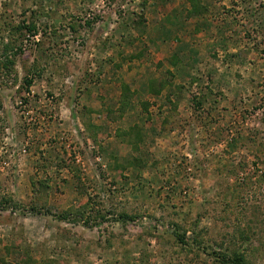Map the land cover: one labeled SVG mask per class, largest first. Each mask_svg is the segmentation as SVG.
Returning <instances> with one entry per match:
<instances>
[{
  "label": "rangeland",
  "instance_id": "obj_1",
  "mask_svg": "<svg viewBox=\"0 0 264 264\" xmlns=\"http://www.w3.org/2000/svg\"><path fill=\"white\" fill-rule=\"evenodd\" d=\"M203 2L0 0V264H264V0Z\"/></svg>",
  "mask_w": 264,
  "mask_h": 264
},
{
  "label": "crops",
  "instance_id": "obj_2",
  "mask_svg": "<svg viewBox=\"0 0 264 264\" xmlns=\"http://www.w3.org/2000/svg\"><path fill=\"white\" fill-rule=\"evenodd\" d=\"M203 4H205V5H207V6H209V8H210V3H208L207 2V0H204V2H203ZM189 8H190V6H188ZM190 10V9H189ZM189 10L187 11H185V14H183V15H180L179 16V22H181L182 20H186L187 19V17H186V14H188V12H189ZM211 10V9H210ZM175 12H178V9H175ZM181 13H182V11H181ZM209 16H211V15H208V17ZM208 17H202V16H196V19L195 20H190V21H193V23H194V25H193V27H196V24H203L204 22H208L209 21V19H206V18H208ZM183 18V19H182ZM191 19H193V18H191ZM189 21V22H190ZM196 23V24H195ZM161 24V23H160ZM178 76V75H177Z\"/></svg>",
  "mask_w": 264,
  "mask_h": 264
},
{
  "label": "trees",
  "instance_id": "obj_3",
  "mask_svg": "<svg viewBox=\"0 0 264 264\" xmlns=\"http://www.w3.org/2000/svg\"><path fill=\"white\" fill-rule=\"evenodd\" d=\"M193 10H194V12L192 13L193 15H195V7L193 8ZM162 90H163V88H162ZM155 92H156V94H160V92H161V88L160 89H158V90H155Z\"/></svg>",
  "mask_w": 264,
  "mask_h": 264
}]
</instances>
